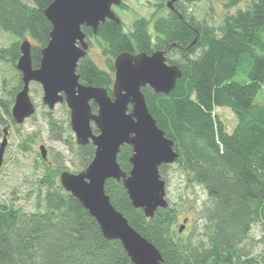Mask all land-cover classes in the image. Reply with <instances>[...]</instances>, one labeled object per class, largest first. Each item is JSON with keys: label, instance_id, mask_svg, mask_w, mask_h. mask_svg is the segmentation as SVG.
<instances>
[{"label": "trees", "instance_id": "obj_1", "mask_svg": "<svg viewBox=\"0 0 264 264\" xmlns=\"http://www.w3.org/2000/svg\"><path fill=\"white\" fill-rule=\"evenodd\" d=\"M53 1L0 0V40L8 39L7 45L0 44V62L15 70L13 81L0 76V142L4 129L20 132L21 125L14 122L11 111L23 87L17 69L21 44L31 42L33 67L39 68L52 31L44 11ZM243 1L228 0V8ZM123 9L128 10L124 5ZM181 15L183 20L176 13L160 19L157 29L169 44L192 49L182 52L177 61L182 78L169 96L148 87L142 91L158 126L175 143L180 154L176 165L187 188L199 186L205 198L196 199L188 209L169 202L168 208L147 218L142 209L132 206L123 182L108 180L106 192L131 226L160 250L165 264H264V0H251L247 8L227 15L218 31L201 24L187 10ZM142 20H135L134 27L140 49L145 50L148 38ZM124 27L123 22L111 20L100 25L95 37L108 59L131 51L132 36ZM83 31L93 35L88 27ZM114 72L113 62L101 70L88 58L77 69L83 84L103 87L111 97ZM238 75L246 80H236ZM218 108H227L236 116L231 133L214 115ZM93 110H97L94 104ZM49 114L52 139L70 145L83 171L92 162L95 147L64 139L70 127L64 129ZM21 141L24 152L34 142L33 137ZM132 154V147L125 145L118 156L127 173L132 169ZM37 156L41 160L36 159L33 167L29 195L35 210L29 212L13 201L0 202V264H133L121 242L107 240L96 219L61 186L60 175L69 170L61 155H54L53 161ZM170 168L161 167L164 180ZM184 211L195 215L186 236L190 220L185 218L179 225ZM184 220L185 230L180 233ZM258 226L263 250L254 254L253 230Z\"/></svg>", "mask_w": 264, "mask_h": 264}, {"label": "water", "instance_id": "obj_2", "mask_svg": "<svg viewBox=\"0 0 264 264\" xmlns=\"http://www.w3.org/2000/svg\"><path fill=\"white\" fill-rule=\"evenodd\" d=\"M121 4L122 0H54L49 5L44 13L52 31L48 45L42 50L39 68L33 67L31 42L25 40L21 44L17 69L22 74L23 87L15 97L12 118L17 125H22L34 116L32 83L41 85L43 103L50 110L65 103L78 146L92 143L95 155L83 171L62 172L61 186L96 219L107 240L121 242L133 264H165L160 250L115 208L106 192V183L108 180L123 182L132 206L142 209L147 218H153L159 209L168 208L167 183L160 169L176 164L180 154L174 141L158 126L142 89L150 87L156 94L169 96L182 78V70L178 65L167 64L160 52L151 56L123 52L115 60L112 97L103 87L83 84L77 73L79 62L87 57L89 50L83 27L97 34L106 20L120 24L113 7ZM196 43L197 39L191 46ZM9 133L8 128L4 129L0 142V169L4 165ZM125 145L133 149L129 173L118 163ZM39 150L48 161L46 146L41 145ZM186 223L184 220L180 233Z\"/></svg>", "mask_w": 264, "mask_h": 264}, {"label": "rangeland", "instance_id": "obj_3", "mask_svg": "<svg viewBox=\"0 0 264 264\" xmlns=\"http://www.w3.org/2000/svg\"><path fill=\"white\" fill-rule=\"evenodd\" d=\"M149 0H123L127 9L114 8L115 13L119 16L125 26H129L132 20L138 17L142 19H150L153 10H149L144 3ZM251 0H245L238 4L235 8H228V0H195L187 4V12L194 15L197 20L202 24L205 23L210 28L216 31L223 24L224 18L235 13L239 9H245L250 6ZM1 45H7V37L1 38ZM95 63L101 68L104 67V59L96 51L92 54ZM0 76L8 79L15 77V70L8 63L0 62ZM236 80H246L244 75L237 76ZM30 95L35 104L36 112L34 116L27 119L22 125L20 132H16L14 128L10 129L8 135V146L5 151L4 165L0 169V202L13 201L16 206L24 207L25 210L33 212L35 210L34 199H29L32 193V184L34 181L33 167L36 159H41L37 156L40 154L39 147L46 146L49 151V157L53 161L54 155H61L64 159L63 164L68 168V171L73 173L81 172L80 161L75 158L70 152V145L66 142H57L52 139L50 132V114L55 121L62 124L64 129L70 127L68 122V109L65 103L56 105L53 110H50L43 103V90L40 84L32 83L30 85ZM264 101V93L261 97ZM225 125L228 133H231L236 125V116L227 108H218L214 114ZM70 118V116H69ZM71 129V127H70ZM26 137H33V144L30 145V150L24 152L20 149L21 140ZM64 139H70L72 142L76 141V136L72 130L65 133ZM41 155V154H40ZM171 168L167 171L165 181L167 183V199L172 205H183L185 208L195 205V200H204L205 195L203 190L196 186L187 188L184 174L177 167L176 164L170 165ZM179 225L183 223V219L188 218L189 224L187 231L184 233L186 236L194 223L195 215L184 211L180 216ZM253 237L255 244L253 247L254 254H259L263 250L262 243L258 242L262 238L261 227H255L253 230Z\"/></svg>", "mask_w": 264, "mask_h": 264}, {"label": "flooded vegetation", "instance_id": "obj_4", "mask_svg": "<svg viewBox=\"0 0 264 264\" xmlns=\"http://www.w3.org/2000/svg\"><path fill=\"white\" fill-rule=\"evenodd\" d=\"M194 1L195 0H164V1L163 0H149V2L144 3V5L147 8H149V10H153L150 19H148V20L145 19V22L143 23V26H142L145 29L144 32L148 38L147 43L144 46L145 50L140 49L141 45H139V44H141V41L137 35L138 32H136V29L134 27V21L135 20H142V18L138 17L137 19L132 20L131 23L129 24V26L126 25L124 27V31L126 33L131 34V36H132L131 51H124V52H129L133 55H138L140 53H146L149 56L153 55L154 53L160 52L165 56L167 64L178 65L177 61L182 58V56H183L182 52L184 54H186L187 50H192V49H189L188 47L186 48L185 46H177L176 43L169 44L166 40L165 35L162 34L161 32H158L157 23L160 19L167 18L169 15H171V13H176L177 15L179 14L180 19L183 20L181 12L186 11L187 10V8H186L187 4L194 2ZM162 3H163V6H161ZM123 5L125 6V4L123 3V0H122V4L118 7H113V10H114V8H122L123 9ZM164 5H165V7H164ZM142 21H144V20H142ZM89 29L93 32V30L91 28H89ZM192 29L194 30L193 27H192ZM98 32H99V30H98ZM96 35H98V33L95 34L93 32L92 36H89V35L87 36L86 40L89 44V50H88V55L86 58H88L89 60H92L95 63L92 54H93V51H96L104 59V67L103 68H101L100 66H98L95 63L101 70H107V66H108L109 61L113 62V66L115 67V60H116L117 56L114 59H112L111 57H110V59H108V57L103 52V45H102V43H100L97 40V38L95 37ZM191 56H193V54ZM172 61H174L176 63H174ZM114 81H115V72H114ZM148 88H150V87H148ZM96 112H97V110H96ZM96 112H94V113H96Z\"/></svg>", "mask_w": 264, "mask_h": 264}]
</instances>
